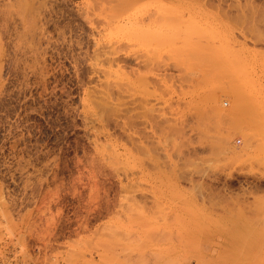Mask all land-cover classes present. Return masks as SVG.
I'll list each match as a JSON object with an SVG mask.
<instances>
[{
  "label": "rangeland",
  "instance_id": "374dc122",
  "mask_svg": "<svg viewBox=\"0 0 264 264\" xmlns=\"http://www.w3.org/2000/svg\"><path fill=\"white\" fill-rule=\"evenodd\" d=\"M262 125L264 0H0V264L229 263Z\"/></svg>",
  "mask_w": 264,
  "mask_h": 264
},
{
  "label": "bare ground",
  "instance_id": "6f19581e",
  "mask_svg": "<svg viewBox=\"0 0 264 264\" xmlns=\"http://www.w3.org/2000/svg\"><path fill=\"white\" fill-rule=\"evenodd\" d=\"M125 3V2H124ZM22 5V4H21ZM25 5V4H24ZM23 6V5H22ZM236 20V19H235ZM156 37V36H155ZM246 68V67H245ZM231 77V76H230ZM254 78V77H253ZM255 81V80H254ZM232 87V86H231ZM238 91V90H237ZM242 101V99L239 97L238 99H235V103H237V104H245L246 103V101H245V103H243V101H244V99H243V101ZM234 103V104H235ZM248 104V103H247ZM237 106V105H236ZM235 106V108H237ZM247 106V105H246ZM217 107V106H216ZM239 107V106H238ZM248 107V106H247ZM109 107H107V110H109L108 109ZM111 109V108H110ZM216 109V108H215ZM214 109V111H216ZM218 109V108H217ZM239 111H244V109H245V107L244 106H242V107H239V108H237ZM236 109V110H237ZM106 110V111H107ZM115 110V109H114ZM150 110H152V109H150ZM221 109H219L218 110V112H217V116L218 117H216V115H215V118L217 119V118H219V111H220ZM235 110V109H234ZM237 110V111H238ZM252 110H253V108H252ZM237 111H235V113L237 112ZM145 112V111H144ZM151 112H153V111H151ZM150 112V113H151ZM251 113H252V111H250ZM249 112V113H250ZM254 112V111H253ZM147 113V112H146ZM234 113V112H233ZM148 114V113H147ZM253 114V113H252ZM257 114V113H256ZM150 115L151 114H149V117H150ZM155 114H153V116H154ZM234 115V114H233ZM237 115H240L239 114V112H238V114ZM255 115V114H254ZM257 116V115H256ZM155 117V116H154ZM238 117V116H237ZM242 117H243V115H242ZM157 118H158V116H157ZM241 118V117H240ZM156 119V118H155ZM151 120V119H150ZM158 120H162V119H158ZM175 120V119H174ZM255 120V122H256V119H254ZM258 120V119H257ZM156 121V120H155ZM163 121V120H162ZM167 121V120H166ZM166 121L164 122V123H166ZM251 122L253 121V119L252 120H250ZM158 122V121H157ZM189 122V121H188ZM259 121H257V123H258ZM163 123V122H162ZM243 123V122H242ZM241 123V124H242ZM159 124L161 125V121L159 122ZM183 124V123H182ZM185 124V123H184ZM253 124V123H252ZM262 124V123H261ZM160 125H157V127L158 128H161L162 126H160ZM162 125H164V124H162ZM174 125V124H173ZM187 125V124H186ZM238 125V124H237ZM250 125V124H249ZM254 125V124H253ZM257 125H260V124H257ZM171 126V125H170ZM178 126V125H177ZM240 126H242V125H240ZM261 126V125H260ZM154 127V126H153ZM166 127V126H165ZM243 127H246V126H243ZM258 127V126H257ZM262 127H263V125H262ZM262 127H260V129L262 128ZM156 128V127H155ZM167 128H169L168 126H167ZM173 128V127H172ZM174 128H175V126H174ZM178 129H180L179 127H177ZM250 129L251 128H253V126L252 127H249ZM249 128H248V131H249ZM264 128V127H263ZM262 128V129H263ZM176 129V128H175ZM247 129V128H246ZM159 130V129H158ZM163 130V129H162ZM253 130H255V129H253ZM180 131V130H179ZM205 131V130H204ZM240 131V130H239ZM239 131H238V133H239ZM260 131V130H259ZM258 131V132H259ZM163 132H164V130H163ZM183 132V131H182ZM242 132V131H241ZM244 132H246V131H244ZM262 132V131H261ZM264 132V131H263ZM165 133V132H164ZM169 133V132H168ZM184 133V132H183ZM185 134V133H184ZM205 134H207L206 132H205ZM240 134V133H239ZM242 134V133H241ZM246 134V133H245ZM244 134V135H245ZM243 135V134H242ZM248 135H250V136H257V132L255 131H252V132H250V134H248ZM168 136V135H167ZM179 136V135H178ZM166 137V136H165ZM131 138H133V137H131ZM216 138H217V136H216ZM218 139H219V137H218ZM235 139V138H234ZM137 140V139H136ZM234 141V140H233ZM233 145H235V144H233ZM238 145H239V142H238ZM262 145L264 146V143H262ZM261 144L260 145H258V148L257 149H263L264 147L262 146ZM140 147H142V146H140L139 145V148ZM138 148V149H139ZM143 148V147H142ZM145 149H146V147H144ZM141 149V148H140ZM142 150V149H141ZM263 151H264V149H263ZM148 153V152H147ZM263 158V157H262ZM158 161V160H157ZM159 169V168H158ZM261 203H263V201H261V202H259V204L261 205ZM258 204V205H259ZM264 204V203H263ZM257 204L255 205L256 207L258 206ZM263 206V205H262ZM261 206V207H262ZM260 207V206H259ZM239 208H241L240 206H239ZM263 209H264V206H263ZM256 211H257V208L255 209ZM264 211V210H263ZM260 214H262L261 212H260ZM235 215V214H234ZM259 215V214H258ZM235 216H237V215H235ZM245 216V215H244ZM255 216H256V221H257V215L255 214ZM263 216V215H262ZM247 218V217H246ZM255 218V217H254ZM253 218V219H254ZM260 218V217H259ZM258 218V219H259ZM249 219H252L251 217L249 218ZM238 221V220H237ZM251 221H253L254 222V220H251ZM239 222V221H238ZM241 222V221H240ZM244 222V221H243ZM254 223H256V222H254ZM245 224V223H244ZM243 224V225H244ZM248 224L251 226V225H254V224H251L250 222H248ZM228 225V224H227ZM255 225H259V223L258 224H255ZM229 226V225H228ZM249 226V227H250ZM260 226V225H259ZM227 227V226H226ZM246 227H248V226H244L243 228L245 229ZM227 229V228H226ZM228 229H230L229 227H228ZM238 229V232H237V234L239 235V239H241L242 240V242H239L238 244H240V243H242V244H240V246L239 245H234L236 248H235V250L233 251V252H231L232 250H230V252H231V254H229V252H227L230 256H229V259L227 258V257H225L227 260H229L228 262L229 263H227V264H264V263H260L261 262V260H263L264 259V257H262L261 258V256L263 255L264 256V242H262L263 241V237H262V235H263V232H262V230L260 231L258 228H256V226H251V228H246L247 229V232L245 231H243V230H241V231H239L241 228H237ZM237 229H235V233H236V230ZM245 229V230H246ZM227 231V230H226ZM246 233V234H245ZM243 234H245V235H247V237H245V235H243ZM220 236V235H219ZM219 236H217V238L219 237ZM263 238V239H262ZM244 241V242H243ZM261 243H263V244H261ZM218 244V243H217ZM235 244V243H234ZM238 246V247H237ZM232 248V247H231ZM247 250V251H246ZM226 252V251H225ZM246 252H248L247 254L249 255V253H250V256L248 257V255H246ZM245 255H246V257H245ZM228 256V255H227ZM249 258V259H248ZM225 259V260H226ZM201 260V259H200ZM204 260V259H203ZM223 260H224V258H223ZM205 261V260H204ZM199 262V261H198ZM223 262V261H222ZM227 262V261H226ZM263 262V261H262ZM195 264V263H194ZM197 264V263H196ZM199 264V263H198ZM202 264V263H201ZM224 264H226V263H224Z\"/></svg>",
  "mask_w": 264,
  "mask_h": 264
}]
</instances>
